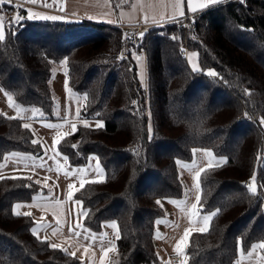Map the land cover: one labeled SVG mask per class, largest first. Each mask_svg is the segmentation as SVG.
<instances>
[{
	"label": "trees",
	"instance_id": "16d2710c",
	"mask_svg": "<svg viewBox=\"0 0 264 264\" xmlns=\"http://www.w3.org/2000/svg\"><path fill=\"white\" fill-rule=\"evenodd\" d=\"M12 6L0 10V87L26 110H0V158L9 150L42 153L22 125L28 118L62 116L52 87L58 63L68 90L83 95L79 116L103 125L79 121L56 146L72 164L94 153L103 169L101 178L86 180L73 195L84 208V225L100 230L116 224L106 264H160L154 222L164 213L161 198L183 195L177 162L189 160L195 146L223 156V163L202 166L197 178L200 208L221 211L206 231H189L185 262L230 264L238 242L243 249L264 242V0H223L184 19L150 24L135 44L125 40L121 25L69 15H29L10 28ZM185 48L195 54V68L181 55ZM252 173L256 195L247 187ZM47 191L30 175L0 176V264L81 263L78 255L37 238L32 215L14 214L15 201Z\"/></svg>",
	"mask_w": 264,
	"mask_h": 264
},
{
	"label": "crops",
	"instance_id": "0c3cea01",
	"mask_svg": "<svg viewBox=\"0 0 264 264\" xmlns=\"http://www.w3.org/2000/svg\"><path fill=\"white\" fill-rule=\"evenodd\" d=\"M190 2L192 8L199 10L201 9L200 5L206 0H190ZM31 4L44 7L29 6L28 9H34L35 14H38L39 17L69 15L86 18L121 25L123 32L134 29L138 24L142 32L152 23L170 20L180 16L181 13L194 12L190 10L189 0H59L58 4L51 7L45 5H53V0H37L36 3ZM61 7L64 9L63 11L60 10ZM0 15H2L1 12ZM3 29V26L0 27V31L3 32ZM134 58L137 65L139 63L138 71L143 79L145 74L144 55L142 53L139 59H137V55H134ZM58 72L65 74L62 68ZM58 94V104L60 101L62 103L59 108L62 113L61 117L56 119L28 118L25 120L26 124L31 126L34 139L40 141L43 147L42 153L35 155L19 150L6 151L0 158V176L26 174L48 188V191L42 195L13 203L15 211L30 212L34 221L39 222H33L32 225V228L37 229L39 237L47 238L51 244H56L75 253L81 259L80 264H106L110 252L115 248L114 236L110 235L115 227H112V223H106L102 224L103 227L100 230H93L84 225L82 223L84 208L81 204L76 203L79 199L73 195V191L81 185L82 181L101 178L103 169L94 153L88 155L84 164H72L64 159L65 155L56 146L58 137L71 131L72 124L76 125L79 121L96 124L100 120L77 116V109L80 111L83 100L82 94L69 91L67 85L62 90L60 86ZM49 124L58 125V127L50 128L47 126ZM193 148L192 157L187 161L193 158ZM210 152L202 147L197 150L195 163H182L179 166V173L183 181H186L182 196L161 198L164 213L158 216L154 222V242L160 264H166L168 253L174 251L180 253L179 264H188L182 255L187 237H185V229L191 231L206 228L209 224L210 217L205 223L204 216L210 212L202 210L196 200L199 192L196 184L198 183L199 169L206 164L213 163L211 160L215 159L212 155H208ZM218 159L219 161L223 160V156ZM42 164L44 166H41ZM69 184L72 185L71 189L68 187ZM69 191L72 193L71 198L68 196ZM171 201L179 202V206ZM16 204H21L22 207L17 209L15 208ZM193 204H197L196 209L192 208ZM69 229H72L76 234L74 235ZM178 243L179 250L176 248ZM259 244H261L260 240L253 241L249 247L243 249V253L238 247L236 257L230 264H264V254L260 247L251 249V245Z\"/></svg>",
	"mask_w": 264,
	"mask_h": 264
},
{
	"label": "snow or ice",
	"instance_id": "6c2138e0",
	"mask_svg": "<svg viewBox=\"0 0 264 264\" xmlns=\"http://www.w3.org/2000/svg\"><path fill=\"white\" fill-rule=\"evenodd\" d=\"M11 2H12V0H0V10H2L3 5H5V4H10ZM28 2H30V3H36L37 0H28ZM58 2H59V0H53V5H47V4H46L45 6H49V7H51V6H54V5L58 4ZM220 2H221V0H206L205 3H202V4L200 5V8H205V7H207V6L211 5V4H217V3H220ZM189 6H190V10H191V11H196V10H197L196 8H192V7H191V2H190V0H189ZM13 7H14V8H19L20 6H19V5H13ZM118 7H119V5H118ZM60 10L63 11L64 9L61 7ZM26 11L29 12V14H30V18H34L35 15H38V14H32L31 9H27ZM181 15H183V13H181ZM42 18H43V19H52V20H60V19H62V17H58V16H50V17H49V16H45V17H42ZM22 19H24V18H23V17H20L19 15L14 16V17L12 18V20L9 22V25H8V26L11 28V27L15 26L16 24H18ZM4 20H5L4 16H3V15H0V27L3 26V24H4ZM145 20H147V17H145ZM143 35H144V33H140V34H139V36H140L141 38L143 37ZM172 38H173V39H177V37H172ZM0 39H3V32H2V31H0ZM193 55H195V54H193ZM118 58H121V59H122L123 57L121 56V57H118ZM137 59H139V58H137ZM62 63H66V61H62ZM194 68H195V66H194ZM209 74H210V75H215V73H209ZM247 94H250V93H247ZM5 95L7 96L8 94L5 93ZM8 98H9V100H11V97H10V96H9ZM133 103H135V102H133ZM2 114H3V113H0V115H2ZM41 115H43V114L41 113ZM97 115H99V114L97 113ZM245 115L247 116V114H245ZM77 116H79V109H77ZM18 118H20V117H9V119H18ZM260 122H261V124H264V117H261V118H260ZM22 126H23L24 128H30V127H31L29 124H24V125H22ZM47 126L50 127V128H56V127H58V125H54V124H49V125H47ZM85 126H88V125L85 123ZM71 127H72V130H73V132H74V131L76 130V125H75V124H72ZM97 127H103V125L100 124V123L98 122V123H97ZM65 135H67V134H65ZM58 139H59V138H58ZM58 139H57V141H56L57 143H58ZM32 143H33V144H36V143H39V141H37V140H33ZM73 147H76V146L73 145ZM13 155H15V154H13ZM208 155L211 156L212 154H211V153H208ZM5 159H6V157H5ZM64 159L66 160L67 157H65ZM223 162H224V161L221 160V161H219L218 163H223ZM177 163L179 164V162H177ZM41 166H44V165L42 164ZM211 166H212V165L210 164L209 167H211ZM201 171H203V169H201ZM65 175H67V173H65ZM198 176H199V173H197V178H198ZM92 182H97V181H92ZM99 182H102V181H99ZM37 183H38V181H37ZM84 183H85V181H82V182H81V187L84 186ZM68 187H69V189H71V188H72V185L69 184ZM196 187H197V189L199 188L198 183L196 184ZM247 187H248V189H249V191H250V193H251L252 195H256V194H257V189H256V187H255V175H253V177H252L251 181L248 183ZM68 196H69V198H71V196H72L71 191H69ZM196 200H197V203H198V202L200 201V196H197V197H196ZM171 202H172V203H175V204H177V205L179 206V202H177V201H171ZM76 203H77V204H80L81 201H76ZM157 203L159 204L160 202L157 201ZM20 207H22L21 204H16V205H15V208H17V209H19ZM192 208H193V209H196V208H197V204H193V205H192ZM220 211H221V209H216L215 211L210 212L208 215H205V216H204L205 223H207L209 217H215V216H217V215L220 213ZM14 214H15L16 216H20V215L31 216V213H30V212H23V213H21V212H19V211H16V212H14ZM34 223H39V222L34 221ZM157 223H160V221H157ZM41 226H42V225H41ZM77 226H79V225H77ZM112 227H116L115 222L112 223ZM31 231H32V233H33L34 235L37 236V238H39V237H38V233H37V229H36V228H32ZM69 231H70V232H73L72 229H69ZM199 231L204 232V231H206V228H201V229H199ZM73 234L75 235L76 233L73 232ZM188 234H189V229H185V237H186ZM118 235H119V233L117 232V236H118ZM85 239H87V237H85ZM182 240H183V238H182ZM43 242H47V239L45 238V240H44ZM238 243L240 244V250H241V253H243L242 242H238ZM49 246H50L51 248H53V249H56V248L59 247V246L56 245V244H50ZM179 247H180V245H179V243H178V244L176 245L177 250H179ZM256 247L264 248V242H262V243L259 244V245H251V249H253V250H254ZM61 250H63V249H61ZM85 251H86V250H85ZM71 255L74 256L75 253H71ZM249 255H251V252H249Z\"/></svg>",
	"mask_w": 264,
	"mask_h": 264
},
{
	"label": "rangeland",
	"instance_id": "374dc122",
	"mask_svg": "<svg viewBox=\"0 0 264 264\" xmlns=\"http://www.w3.org/2000/svg\"><path fill=\"white\" fill-rule=\"evenodd\" d=\"M36 4H33V7L35 8H44L42 6H35ZM33 11H35L33 9ZM36 13V11H35ZM58 15V14H57ZM37 16V15H35ZM59 17V16H58ZM192 17V16H191ZM166 21H161V22H156V24L158 23H165ZM152 24H155V23H152ZM142 52H138L136 53L137 55V58H139V56H141ZM186 59L188 60V63L191 65V66H194L195 64V60H194V56L192 53L189 52V50L187 49V56H186ZM138 62V61H137ZM137 64V63H136ZM58 63L55 64L54 68H53V72L52 73V87L53 89L55 90V94H56V97H55V109L57 110V114H59V108H61V101L59 102L58 104V101H59V94H58V91L60 90V86H61V90L63 88L66 87V82H65V74L64 72L61 73V72H58L59 71V68L57 67ZM139 66V63L137 65V68ZM208 73H214V70L209 68L207 69ZM5 93H7L8 95L6 96ZM11 97V100H9L8 97ZM59 105V106H58ZM0 110L5 112V113H10V114H15L16 112H22V110H26L25 106H23L22 104L20 103H17L14 101V99L12 98V96L7 92L5 91L2 87H0ZM25 112V111H24ZM202 147L200 146H195L193 148V152H194V155H193V158L190 160V161H187V160H183V159H180L178 162V168L179 166L182 164V163H187V164H191V163H195L196 162V159H197V150L200 149ZM205 148V147H204ZM208 149V148H206ZM209 150V149H208ZM211 153V152H210ZM212 157H215V159H212L211 162H219V157H222L221 155H216V154H212ZM211 164V163H210ZM254 173H252L249 178H248V181L250 182L252 177H253ZM185 184H186V181H184ZM256 186V185H255Z\"/></svg>",
	"mask_w": 264,
	"mask_h": 264
},
{
	"label": "built area",
	"instance_id": "2783aa9c",
	"mask_svg": "<svg viewBox=\"0 0 264 264\" xmlns=\"http://www.w3.org/2000/svg\"><path fill=\"white\" fill-rule=\"evenodd\" d=\"M12 4L13 5H19V8H14L12 6L11 9V14L13 16H17L19 15L20 17H28L30 14L29 12H27L26 10L29 8L30 5L33 6V4L29 3L28 1L25 0H12ZM37 6V5H35ZM32 14H35V12L33 11V9L31 10ZM192 12L187 13V14H183L180 15L178 17L172 18L170 20H175V19H179L182 18L184 19L187 15H190ZM179 26V24H178ZM141 33L139 24L136 25V27L134 29H130V30H124V38L126 41L130 42V43H138L141 40V37L139 36V34ZM182 56H186L187 55V49H183L180 51ZM180 261V253L177 251L174 252H170L168 253V261L166 262V264H179Z\"/></svg>",
	"mask_w": 264,
	"mask_h": 264
}]
</instances>
